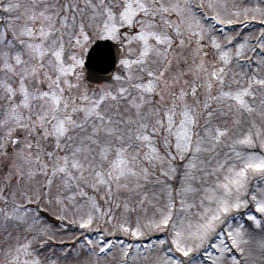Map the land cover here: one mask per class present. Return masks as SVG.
<instances>
[{
  "label": "snow or ice",
  "instance_id": "6c2138e0",
  "mask_svg": "<svg viewBox=\"0 0 264 264\" xmlns=\"http://www.w3.org/2000/svg\"><path fill=\"white\" fill-rule=\"evenodd\" d=\"M0 264H264V0H0Z\"/></svg>",
  "mask_w": 264,
  "mask_h": 264
}]
</instances>
